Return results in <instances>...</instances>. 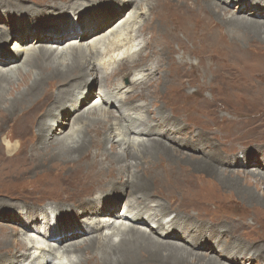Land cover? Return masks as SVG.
Segmentation results:
<instances>
[{
	"label": "bare ground",
	"instance_id": "obj_1",
	"mask_svg": "<svg viewBox=\"0 0 264 264\" xmlns=\"http://www.w3.org/2000/svg\"><path fill=\"white\" fill-rule=\"evenodd\" d=\"M51 1L54 6L37 5L33 8L16 4L19 10L10 14L0 9V25L5 32L0 29V121L12 118L17 109L27 105L19 111L24 112L49 88L46 86L43 89L44 85L57 80V96L44 110L46 116L41 120L36 141L41 143V149H46L48 159H57L66 164L78 159L79 154L89 147L85 162L82 161L79 166L87 167L92 163L95 176L83 181L84 185L81 182L77 186L75 182L71 183L75 192L66 197L57 199L49 195L50 199L46 196L47 203L43 209L40 207L43 205L41 201L39 205L26 207L20 204L16 218L28 224L17 227L16 233L11 230L1 232L0 236H6L0 238V246L7 245L12 249L7 248L6 253H0V257L5 254L3 257L7 258L0 264H83L90 258L91 264H194L196 261L225 264L208 254L216 255L217 250H223L220 248L221 232L211 234V226L207 222L195 221L200 214L189 212V215L196 217L191 220L186 212L165 210L163 206L167 204L160 196L153 198L152 193L143 195L140 190H148V180L154 176L144 178L136 172L143 166L137 162L148 161L150 164L161 154L172 156L171 159L181 158L173 151L176 147L216 161L217 164H214L205 158H187L196 162L199 169L220 177L224 183L227 182L225 184L234 185L237 176L233 174L239 173L232 171V174H225L221 169L226 166L235 168L240 163L235 158L238 153L222 152L224 131L220 121L226 119L223 117L226 115L220 112L219 100L214 93L207 95L204 88L197 89L199 98L194 103L178 100L172 97L170 91H165L158 101L140 94L141 88L149 85L161 72L158 58L148 48V37L141 33L148 18L151 21L154 16L151 17L150 0ZM163 1L172 3L174 0ZM214 1H197L196 4L201 9L206 4L214 14H222ZM216 1L229 10H232L235 2L241 8L234 11L236 14L264 20V0ZM11 2L15 1L0 0V5L8 6ZM245 9L249 11L244 12ZM232 22L234 18L227 19V23ZM186 23L192 26L191 20L186 19ZM235 28L241 30L240 27ZM12 38H16L12 50L4 49L3 45ZM212 40H216V37L213 36ZM218 46L223 47L221 44ZM147 52L150 56L144 64L142 59ZM185 55L180 58L185 56L191 68L196 64L197 72L201 74V58L192 62L194 59ZM177 60L174 54L167 62L175 63ZM213 61L212 58L207 59L208 64ZM167 62L165 68L168 67ZM6 63L10 65L4 66ZM167 69L175 75L176 71L171 66ZM96 70L95 84L90 75ZM171 72L168 71V74ZM129 74L132 76L130 88L123 82L124 76ZM176 77L172 78L173 81ZM93 84L96 85L95 90ZM210 98L215 101V107L209 104ZM109 109L114 110L116 116ZM26 116L30 115L27 112L19 114L16 121L26 120ZM47 116L50 117L48 121ZM30 117V121L35 122V114ZM90 122L93 123L91 126ZM103 123L109 124L108 127ZM208 124L212 125V130L205 128ZM97 126L102 129L96 132V137H104L103 140L92 137L86 130ZM56 128L61 133L55 132ZM23 131L21 129L20 132ZM57 134L63 135L59 137ZM226 136L235 135L232 132ZM95 142L100 144L90 147ZM108 144L112 149H117L115 154L111 155L105 147ZM1 145L7 155L12 156L21 147V140L15 134L6 133ZM130 159L133 164L128 167L126 161ZM157 163L161 164L163 170L169 165V162ZM241 167L261 170L244 173L264 183V163L246 157L242 159ZM161 172L149 169L151 175L157 176V182L163 181L157 175ZM131 190L137 195H133ZM119 195L126 197L121 209L123 212L109 214L115 209L113 202ZM164 197L169 200L167 195ZM53 202L55 204H51ZM232 232H235V228ZM50 238H53V242L48 241ZM232 242L230 255L223 260L229 264H240V259L247 257V248H238L233 239ZM195 247L205 253L194 252ZM89 252L92 255L86 257Z\"/></svg>",
	"mask_w": 264,
	"mask_h": 264
},
{
	"label": "rangeland",
	"instance_id": "obj_2",
	"mask_svg": "<svg viewBox=\"0 0 264 264\" xmlns=\"http://www.w3.org/2000/svg\"><path fill=\"white\" fill-rule=\"evenodd\" d=\"M14 1L9 3L8 6L0 5V9L7 11L6 14H10L19 10L16 4L20 3L30 5L33 8L37 5L54 6L51 0L49 2H43L42 0ZM197 1L204 2V0H174L172 3H164L163 0H150L152 3L151 17L153 14L154 16L151 21L148 18L146 26L142 28L141 33L148 37V48L154 53L153 56L158 58L161 72L149 85L141 88L140 94L151 100L156 99L158 101L163 97L165 91H170L172 97H176L182 101L186 100L187 103H194L199 98V95L196 93L198 88H204L207 95L214 93L216 99L219 100L220 112L222 115H226L223 116L226 119H221L220 121L222 122L220 124L223 125L224 131L221 143L224 151L222 152H224L223 154H229L230 152L238 153L235 158L240 163V165L236 164L235 168L226 166L221 167V169L225 174L232 171L239 174H233V176H237L234 185L225 184L227 182L224 183L215 174H209L199 169L196 162L188 161L191 158L190 156L197 159H204L205 157L182 151L172 145L174 147L173 151L181 155V158L173 157L171 159L172 156L169 157L167 154H161L155 157L156 159L152 162H169L166 170L162 169L160 163L152 165V163L148 164V161L137 162L138 165L143 164L140 170L136 169L139 176L140 173L144 178L154 176L148 180V190L142 188L140 191L143 195L152 193L153 198L160 196V199L167 204L163 208L168 212L172 210L186 212L187 217L191 220L196 217L189 215V212L195 215L200 214L195 221L204 220L207 222L211 226V234L221 232L219 237L221 242L220 248L223 250L216 251L214 249L216 255L206 251L213 258H217L219 262L229 264L223 258L230 255L233 239L236 247L245 246L247 248V257L241 258L240 264H264V183L256 181L250 174L246 175L244 173L249 170H261L255 168L242 169L241 167L242 159L246 157H253L256 162L260 161V164L261 162L264 163V20L247 17L241 15L242 13L236 14L234 11H239L241 8L235 2L232 4V10H229L215 0L214 2L221 9L222 14H214L205 3L204 8L201 9L196 4ZM247 6L249 7L251 4H247ZM247 11L249 10L244 12ZM122 14L117 15V17H120ZM228 18H234V22L227 23ZM186 19L191 20L192 26H188ZM240 22H243V24H240ZM1 27L0 25L1 32H3V28ZM235 27H240L241 30ZM213 36L216 37V40H212ZM232 40L234 44H232ZM15 44L16 38H12L3 47L6 50H12ZM218 44H221L223 47L218 46ZM149 52L144 54L142 59L144 64L150 56ZM174 54L177 55L178 60L175 63L172 61L167 62L171 56L174 57ZM185 54H187V57L189 55L191 60L194 59L192 62L196 60L200 61L201 58L203 65L201 74L197 72L198 66L196 64L192 68L189 66ZM182 55L185 56L180 58ZM208 58H212L214 61L208 64ZM165 62L168 63V67L171 66L173 68L174 72L176 71L175 75L170 69H167L168 67L165 68ZM6 65L10 64H4V66ZM168 71L171 73L168 74ZM97 75V70L93 71L90 75V79L95 84ZM175 76H178V78L176 77L173 81L172 78ZM98 78L100 80V77ZM131 78V74L123 78L124 84L129 88L131 87ZM105 82L103 81V83ZM95 84L92 85L94 90ZM46 86H49V88L47 87L48 89H46L45 93L35 101V105L33 104L22 112H27L30 116L35 114V122L30 121V116H26V120L16 121L19 114H22L19 111L23 110L27 105L22 106L23 109H17V113L12 118L8 117L0 121V151L1 147L3 151L0 154V234H2L1 232H8L10 230L16 233L17 227L28 224L27 221L25 222L16 218L15 214L20 209V204L26 207L30 204L39 205L41 201L43 205L40 207L43 209L47 203V200H45L46 196L50 198L49 195H52V197L57 199L66 197L69 193L75 192L72 189L71 183L75 182L77 186L81 182V185H84L83 181L95 176L92 163L87 165V167L79 166V163L85 162L86 151L89 147L79 154L78 159L66 164L61 163L57 159H48L47 157L49 156L46 149H41V143L36 141L38 140L36 135L39 131L41 120L46 116L44 110L55 100L59 82L52 80L44 85L43 89ZM189 92L191 95H189ZM208 100L209 104L215 107V101L212 98ZM25 104L27 103L25 102ZM109 110L114 115L116 114L114 110ZM47 117L46 121L50 119L49 116ZM190 120L194 121L192 116H190ZM14 121L17 123L13 124ZM211 124L206 125L205 128L212 130ZM103 125L108 127L109 124L103 123ZM21 129H24V131L20 132ZM101 129L97 126L86 130H89V135L98 138L96 137V132L101 131ZM55 132H60V130L56 128ZM232 132L235 136H226V134ZM6 133L15 134L21 140V147L12 156H8L1 145V139ZM62 135L58 136L61 137ZM103 138L98 139L103 140ZM94 144L100 143H91L90 147ZM105 147L110 151L111 155L117 151V149H112L109 144L105 145ZM13 159L18 160L9 161ZM131 160H129L130 162L126 161L128 167H131L133 164ZM207 160L214 164L216 163L212 159ZM115 162L117 163L116 160ZM146 163L148 164L147 166ZM30 164L33 165L30 166ZM138 165L136 166L138 167ZM52 166L56 167L52 168ZM112 168L114 169L115 166ZM149 169L157 173L162 171L157 175L163 181L157 182V176L151 175ZM180 172H183L184 175L180 174ZM174 177L177 178V182ZM141 180L143 179L141 178ZM131 192L133 195H137L134 190H131ZM166 195L169 197V200H165L164 196ZM125 198L119 195L113 202L115 209L110 211L109 214L123 212L121 209L124 207ZM134 198L136 199L137 197ZM66 200L64 201L67 202ZM31 201L35 202L31 203ZM51 204H55V202ZM6 213L9 214L8 216L11 219L7 217ZM234 228L235 232H232ZM4 236L6 235H1L0 238ZM52 239L50 238L48 241L53 242ZM212 242L216 245L214 240ZM7 248V245L0 246V253L4 251L6 253L9 249H12L8 248L6 250ZM194 252L205 253L201 252L199 247H195ZM90 255H92L91 252L86 257ZM3 256H1L2 258L0 257V262L2 263L7 259ZM90 259L83 264H91ZM108 259H111V257H108ZM195 263L202 264L197 261ZM139 264L160 263L143 262Z\"/></svg>",
	"mask_w": 264,
	"mask_h": 264
}]
</instances>
